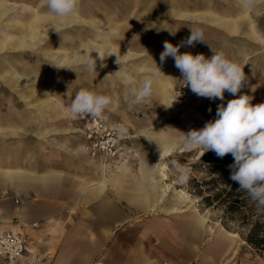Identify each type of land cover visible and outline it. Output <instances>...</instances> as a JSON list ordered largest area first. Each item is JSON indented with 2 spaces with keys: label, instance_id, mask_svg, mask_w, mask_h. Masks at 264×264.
<instances>
[{
  "label": "crops",
  "instance_id": "0c3cea01",
  "mask_svg": "<svg viewBox=\"0 0 264 264\" xmlns=\"http://www.w3.org/2000/svg\"><path fill=\"white\" fill-rule=\"evenodd\" d=\"M131 2L99 0L90 4L79 0L74 14L60 18L51 15L45 3L36 9L0 0V193L7 196L0 199V231L18 232L27 240L25 256L0 259V264L206 263L202 241L196 238L203 220L196 217L182 227L190 238L141 237L140 226L129 220L132 208L146 209L166 200L165 187L158 185L155 163L161 161L160 151L172 149V143L158 137L162 134L157 127L160 124H155L161 122L141 124L120 110L123 122L134 128V135L143 137L144 130L152 127L154 135L144 145L127 148L129 157L113 160L111 170V162L104 166L91 158L75 135L70 111L60 105L63 101L56 95L57 85L25 67V50L46 45L39 55L51 60L45 62L50 66L49 75L63 67L69 73L66 89L71 90L79 81L74 70L77 65H86L88 57L98 58L100 54L105 57L103 61H116L118 56L120 62L132 58L134 54L114 45L118 36L141 34L146 27L140 23L151 27L157 18L126 23ZM168 14L178 21L206 22L216 28L204 34L208 43L181 47V53L208 58L213 54L211 45L243 70L260 72L264 77V55L252 57L259 52L257 41L261 39L252 22L264 19V0H256L250 9H244L240 0H196L194 6L173 1ZM53 34L59 35L48 41ZM187 37L183 35L178 42ZM9 51L16 54L8 55ZM153 66L161 73L154 81L152 96L144 102H160L166 107L173 90L166 61L157 65L148 62L137 70L151 71ZM86 78L91 79L89 71ZM29 85L28 93L4 90ZM130 160L135 162L130 164ZM130 168L135 171L132 179ZM170 210L178 211L174 206ZM189 210L195 211L194 207ZM115 230V237L109 238ZM230 241L226 236L217 243L230 250Z\"/></svg>",
  "mask_w": 264,
  "mask_h": 264
},
{
  "label": "rangeland",
  "instance_id": "374dc122",
  "mask_svg": "<svg viewBox=\"0 0 264 264\" xmlns=\"http://www.w3.org/2000/svg\"><path fill=\"white\" fill-rule=\"evenodd\" d=\"M7 1L14 3V5L16 3H23L36 9L38 8L39 3H45V0ZM87 1H89L90 4H93L99 0ZM173 1L175 3H183L189 6H194L196 4V0H132V2L130 0L133 4V8L126 13V23L142 18L153 20L157 18L151 27H149L146 22H141L140 25L143 26V28L146 27V31L143 32L142 30L141 34H124L118 36L114 45H116V47L122 52L134 54V56L127 60L119 61V64H117L116 61H103L102 63L105 65L104 67H101V61L97 60L96 72H90L91 79L86 78V72L88 71L86 70V65H77L78 68L74 71L77 80L79 79V81H77L78 83H74L73 89L71 90L66 89L69 73L67 70L63 69V67H59L60 69H57L53 75H49L50 66L45 64V62L50 63L51 60L39 55V51L41 49L45 50L46 45H42L40 49L38 45L33 50H25L23 54L25 67L31 69V71L36 73L37 76L39 74L42 75L44 80H48L57 85L58 93H56V95L61 96L63 101L60 105L67 107L68 112L70 111L72 100L76 93L81 89L92 90L111 97V104L103 111L100 117L105 126L124 129L123 132L117 130L113 135V138L115 137V139H117L112 148V151L115 152L114 154L113 152L112 154H109V157L107 158V156L103 154L94 151H87L88 155L97 156L106 161L108 159V162H111V170L115 164V161L113 160H118L122 157L121 154L126 151V148H130L133 144L138 146H141L142 144L144 145V141H148L154 135L152 132L153 127L149 131L144 130L143 137L140 136L139 138V136L134 135V128L123 122L119 113L120 110L124 111L130 119L138 120L141 124L146 123L147 121L148 122L145 125H148L149 123L154 124L157 121L161 122L155 124H160L157 127L160 128L162 134L158 135V137L172 143L171 151L169 150V153L164 155L161 150V156H159L161 161L156 160L155 163L157 171L159 170L158 166L162 164L164 165V168L158 171L160 180L158 181V185L165 187L166 200L162 203L151 205L146 209L132 208L130 214L131 219L129 220L140 226L141 237L190 238L191 236L189 234H184L182 227H184L187 222H190L191 219L195 220L197 217L200 220H203V223H201V230L196 238L197 240L202 241L201 248L205 257V264H264V256L256 252L243 240L245 229L225 216L221 210L207 207L202 204L200 198L191 191L188 181L190 175L194 178H200L202 176V173L199 172V168H195L194 170L191 168V165L198 162V157L203 150L186 149L182 138L187 132L183 131H185V129L192 130L202 128L206 122L216 118L217 108L220 104L226 106L228 101L236 97L225 92L223 101L219 99L210 100L204 98L198 104H177V108L171 111L169 110V98L166 105L167 109L160 102H142L130 106V99L127 95V89L130 87V84L127 83L128 78L131 77L133 82L139 84L145 79V76H150L156 71L155 66L152 67L153 70L151 71L137 69L148 62L153 65L160 63V53L163 51L164 41H169L173 45H177L180 37L183 35L184 37L186 35H191L190 28H199L204 34H210L209 30H216L215 27H211V25L206 22L175 20L173 16L168 14V6ZM189 3L192 4L190 5ZM92 9L94 8L92 7ZM120 10H122V6L120 7ZM252 24L254 26V31L259 33L258 36L261 38L257 41L259 52H255L252 57L262 56L264 55V19L258 22H252ZM170 31L175 32V35L170 34ZM180 32H183L184 34H180ZM57 35L59 34H53L48 41H52L54 36ZM253 47L256 49L255 44H253ZM7 54L14 55L16 53L9 51ZM166 66L169 68L174 90L182 79V76L180 71L174 66L173 58L168 57L166 59ZM250 72L251 73L244 70L246 82L238 95L247 94L252 96L253 99L251 103L253 105L264 103V91H262L264 90V77L260 76V72ZM177 80L179 81L177 82ZM31 87L32 85L20 88L17 87L15 89L5 87L4 90L9 94H17L20 92L28 93V90H30ZM253 87L255 88V91H252ZM182 106L190 109H184L182 116L179 117L181 113L180 107ZM209 109H211V111H209ZM69 121L71 126L76 129L74 132L75 135L79 136V139L85 148L90 147V143L86 141L84 136L78 131L79 125L74 119L71 111ZM174 139H178L176 144ZM98 140H101V138H98ZM101 141H105V137ZM134 162L135 161L130 160V164ZM132 168L135 170V167ZM180 168H184L187 171V179L183 182L179 179V176L181 175ZM103 173L105 174V172ZM134 173L135 171H131L130 168L128 175L131 179L134 178ZM161 173L164 174V178L161 177ZM110 186L111 185L109 184V192L112 190ZM124 202L125 201H123V206L126 209L127 204ZM172 206L176 207L178 211L171 213L170 209ZM190 207H194L195 211L193 210V212L189 210ZM180 210L183 211L179 212ZM122 227L123 226L119 229ZM146 228L148 229L144 230ZM179 228L181 229L179 230ZM116 232L117 230L111 232L109 238H114ZM226 236L231 239V243L229 242L228 246L231 247L230 250H227L226 246L221 247L217 243L222 237L226 238Z\"/></svg>",
  "mask_w": 264,
  "mask_h": 264
},
{
  "label": "clouds",
  "instance_id": "9594fccd",
  "mask_svg": "<svg viewBox=\"0 0 264 264\" xmlns=\"http://www.w3.org/2000/svg\"><path fill=\"white\" fill-rule=\"evenodd\" d=\"M240 3L244 9H250L256 0H240ZM45 4L51 15L65 18L76 12L79 0H45ZM190 30L191 35L177 45L164 41L160 63L163 64L168 57L173 58L184 86L198 97L223 101L227 92L236 98L228 101L226 106L220 104L214 120L206 122L200 129L189 130L185 134L184 147L188 150L202 149L203 153L212 151L221 159L231 154L234 162L228 165L229 178L239 185L237 191L246 192L259 206L264 207V103L253 105L252 96L238 95L246 82L244 70L223 51H216L209 44L213 54L208 58L204 54L181 53V47L208 43L201 29ZM170 34L175 35V32L170 31ZM97 59L101 61V67L105 66L102 63L104 56H90L86 60L89 72H96ZM116 63L119 64L118 56ZM160 73L157 66L156 71L139 84L128 78L130 106L152 96L154 81ZM252 91H255L254 87ZM111 102L108 95L81 89L72 100L70 111L73 116H100ZM119 130L124 131L123 128ZM180 172L179 179L183 182L187 179V171L180 168Z\"/></svg>",
  "mask_w": 264,
  "mask_h": 264
},
{
  "label": "trees",
  "instance_id": "16d2710c",
  "mask_svg": "<svg viewBox=\"0 0 264 264\" xmlns=\"http://www.w3.org/2000/svg\"><path fill=\"white\" fill-rule=\"evenodd\" d=\"M231 154L223 159L214 152L201 153L198 162L191 168H199L200 178L189 176L191 191L207 207L219 209L229 219L245 229L243 240L264 256V207H261L246 192L237 191L238 184L230 177L228 165Z\"/></svg>",
  "mask_w": 264,
  "mask_h": 264
},
{
  "label": "built area",
  "instance_id": "2783aa9c",
  "mask_svg": "<svg viewBox=\"0 0 264 264\" xmlns=\"http://www.w3.org/2000/svg\"><path fill=\"white\" fill-rule=\"evenodd\" d=\"M182 79L173 90V99L176 104L200 103L204 98L193 94L188 87L184 86V81H182ZM74 119L79 125L78 131L84 136L86 141L90 143V147H86L87 151H94L105 156L112 154L113 145L117 141L115 137L113 138V135L119 128L105 126L100 116H74ZM104 137L105 141H101ZM98 138H101V140H98ZM5 198H7V196L0 193V199ZM14 201L17 202V200ZM26 252L27 240L24 235L9 230L0 231V259L22 258L26 255Z\"/></svg>",
  "mask_w": 264,
  "mask_h": 264
},
{
  "label": "bare ground",
  "instance_id": "6f19581e",
  "mask_svg": "<svg viewBox=\"0 0 264 264\" xmlns=\"http://www.w3.org/2000/svg\"><path fill=\"white\" fill-rule=\"evenodd\" d=\"M21 60V59H20ZM23 65V64H22ZM169 97V96H168ZM169 110L171 111V110H174V109H176L177 108V104L175 103V101H174V99H173V90H172V93H171V95H170V97H169ZM165 104V103H164ZM181 108V113H180V115H179V117H181L182 116V112H183V110L184 109H186L187 107H185V106H182V107H180ZM46 127V126H45ZM144 130V129H143ZM141 135V134H140ZM165 147V146H164ZM166 148V147H165ZM87 149V148H86ZM169 148H167V149H164V150H162L163 151V153H164V155L166 154H168L169 153ZM161 155V154H160ZM163 155V156H164ZM107 156V158L109 157L108 155H106ZM121 156L122 157H120L118 160H126L128 157H129V154H128V152H127V148H126V151L124 152V153H122L121 154ZM90 157L91 158H95V159H98L104 166L105 165H107L109 162H108V159H107V161L105 160V159H100L99 157H97V156H91L90 155ZM111 160V159H110ZM145 164V163H144ZM161 164V163H160ZM162 168H164V165L162 164V165H160V166H158V169L160 170V169H162ZM158 170V171H159ZM161 177L162 178H164V174L163 173H161Z\"/></svg>",
  "mask_w": 264,
  "mask_h": 264
},
{
  "label": "water",
  "instance_id": "95a60500",
  "mask_svg": "<svg viewBox=\"0 0 264 264\" xmlns=\"http://www.w3.org/2000/svg\"><path fill=\"white\" fill-rule=\"evenodd\" d=\"M190 129H185V131H183V132H188ZM175 141V144L177 143V140L178 139H174ZM182 141L184 142L185 141V136H183V138H182ZM184 151V150H183ZM185 151H187V150H185ZM182 152V151H181Z\"/></svg>",
  "mask_w": 264,
  "mask_h": 264
}]
</instances>
